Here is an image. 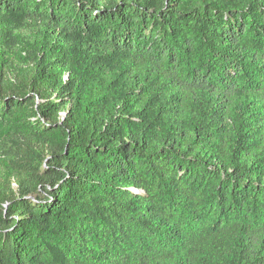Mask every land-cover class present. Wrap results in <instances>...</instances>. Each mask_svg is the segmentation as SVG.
<instances>
[{
  "label": "trees",
  "instance_id": "16d2710c",
  "mask_svg": "<svg viewBox=\"0 0 264 264\" xmlns=\"http://www.w3.org/2000/svg\"><path fill=\"white\" fill-rule=\"evenodd\" d=\"M0 264H264V0H0Z\"/></svg>",
  "mask_w": 264,
  "mask_h": 264
}]
</instances>
